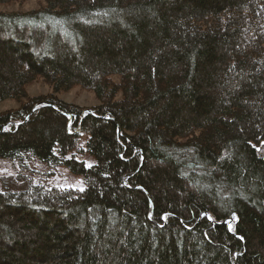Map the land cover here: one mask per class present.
I'll use <instances>...</instances> for the list:
<instances>
[{
  "label": "trees",
  "instance_id": "trees-1",
  "mask_svg": "<svg viewBox=\"0 0 264 264\" xmlns=\"http://www.w3.org/2000/svg\"><path fill=\"white\" fill-rule=\"evenodd\" d=\"M44 1L0 9V157L84 187L0 190V264H264V0Z\"/></svg>",
  "mask_w": 264,
  "mask_h": 264
},
{
  "label": "rangeland",
  "instance_id": "rangeland-1",
  "mask_svg": "<svg viewBox=\"0 0 264 264\" xmlns=\"http://www.w3.org/2000/svg\"><path fill=\"white\" fill-rule=\"evenodd\" d=\"M45 3L44 0H24L22 2H12L8 4H0V9L4 11H28L36 9ZM118 80V76H112ZM28 95L45 94L52 91L51 87L42 79L30 83L26 87ZM59 98L64 101L71 102L80 106L90 107L98 103L94 93L89 90L74 86L68 91L56 93ZM120 94L116 97L119 98ZM18 102L15 99L8 98L0 101V112L6 109L15 108ZM87 133L81 132L79 145L85 147L87 141ZM264 146V142L262 143ZM261 145V146H262ZM258 146V152L264 153V148ZM77 159L83 160L86 166L94 164L95 157L88 152H80L76 154ZM42 184L45 187H61V188H78L84 187L83 177L71 172L64 165L49 166L37 157L25 158L24 160H11L0 157V190L20 191L29 185ZM231 220V219H229ZM228 224L230 225L231 222Z\"/></svg>",
  "mask_w": 264,
  "mask_h": 264
},
{
  "label": "water",
  "instance_id": "water-1",
  "mask_svg": "<svg viewBox=\"0 0 264 264\" xmlns=\"http://www.w3.org/2000/svg\"><path fill=\"white\" fill-rule=\"evenodd\" d=\"M231 222V220H229V223Z\"/></svg>",
  "mask_w": 264,
  "mask_h": 264
}]
</instances>
